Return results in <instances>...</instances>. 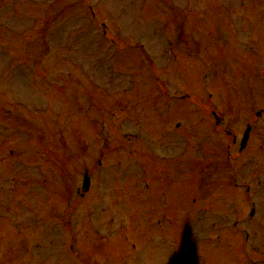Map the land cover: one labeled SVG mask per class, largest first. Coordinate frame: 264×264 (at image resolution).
I'll return each mask as SVG.
<instances>
[{
	"label": "rangeland",
	"instance_id": "obj_1",
	"mask_svg": "<svg viewBox=\"0 0 264 264\" xmlns=\"http://www.w3.org/2000/svg\"><path fill=\"white\" fill-rule=\"evenodd\" d=\"M260 1L264 2L233 0L231 7H226L227 1L224 0H175L177 12L173 16L170 8L163 6V0H87V4L78 7L77 14L72 7L75 0H14L12 10L10 3L7 7V0L0 2V135L7 137V141L0 137V262L85 264L69 252L68 238L55 234V219L51 222L49 214L57 207L56 212L60 216L70 196L74 199L75 190L83 182L81 165L88 157L91 158L90 167L96 165L102 133H109L106 138L119 146L120 154L108 162L88 200L99 201V205L117 210L110 216L116 219L111 226L115 233L108 235L110 231H102L108 217L98 222L93 219L89 224L87 220L75 217L74 230L78 232L81 225L80 232L86 235V241L78 242L82 256L90 264H140V255L145 249L158 250L163 246L159 241L165 229L153 223L158 215H149L146 206L155 214L166 212L179 227L187 212L194 209V190L186 186L189 194L182 192L170 196L173 202L161 208L172 204V213L160 210L148 201L141 203L144 210L140 212V207L137 208L140 200L135 192L143 198H149V194L142 191L144 180L141 181L133 172L137 171L134 163L137 155L146 156L153 149L163 154L154 141L161 139L164 126L167 128L175 122V134L181 137L190 124L182 119L187 120L191 107L187 101L175 100L171 104L155 98L154 89L156 92L159 89L155 88L146 60L152 65L159 61L169 64L161 65L159 74L170 82L172 92L197 95L205 103L211 100L205 93V86L212 67L215 88L210 87V91L215 97H221L218 108H215L225 117L227 130L240 139L255 113L260 111L264 116V73L261 72L264 67V4ZM67 6L70 9L68 14L64 12L58 17ZM86 7L99 22L110 29L118 28L124 42L135 49H127L124 53L110 50V44L106 39L102 40L100 30L97 29V35L89 19L78 15H85ZM156 14L159 19L154 18ZM174 22L179 30L169 26ZM170 32L173 40L176 38L174 34L178 33L179 38L186 35V44L179 39V48L173 45L178 48V53L167 47L163 40L170 37ZM94 50L98 53L93 55L92 62L89 56ZM197 53L211 59L203 69L195 58ZM122 80H126V84ZM230 92L234 94L233 107L226 111L220 103L230 97L226 96ZM117 103L122 105L120 110ZM160 107L162 111L159 114ZM107 111L115 113L104 114ZM201 117L203 127H198L195 141L203 137L205 129V135H212V120L204 115ZM124 119V127L119 129ZM142 120L146 122L145 130L154 138L144 130L136 135V124ZM256 121L249 149L236 163L225 165V174L219 187L217 184L215 187L218 188L213 191L217 199L224 194L226 200L233 191L229 182L233 165L241 170H236L238 182L253 185L248 169L241 164L255 153L258 148L256 142L262 138L260 132H254L255 126L261 122ZM12 124L14 126L11 127ZM127 127L135 130L130 133L138 140L144 136L141 142L146 143L129 144L126 141L128 136L123 138L129 133ZM12 129L17 134H12ZM260 129H264V124ZM20 130L27 133L20 136ZM209 137L211 144H206L207 147H223L218 137H214L216 141ZM80 139L89 143L87 155L83 143L78 141ZM166 139L172 142L168 136ZM10 150L15 152L14 155H10ZM230 151L231 154L239 151V145ZM259 151L264 157L262 149ZM17 161L20 163L16 164ZM169 161L168 155L163 177L167 176L171 184H187L188 163L174 161L170 164ZM151 162L154 165L157 160L148 158L147 163ZM260 162L259 167L264 170L263 161ZM256 171L260 177L258 182L263 186L259 184L256 195L253 185L254 192L251 189L248 196L261 195L264 198V171ZM241 172L243 177H240ZM152 188H157V185ZM235 192L241 199L240 205H244V190ZM43 201L49 207L44 206ZM122 202L135 207L133 210L121 209L118 204ZM7 206L11 207L10 213L3 211ZM247 211L248 208L240 207V216H246ZM95 216L104 217L103 213ZM263 216L264 208H261L257 220L262 221ZM96 227H101V230L96 231ZM95 233L104 237L96 238ZM79 236L82 237L81 234ZM259 241L256 245L264 247ZM211 261L223 262L220 256L211 258Z\"/></svg>",
	"mask_w": 264,
	"mask_h": 264
}]
</instances>
